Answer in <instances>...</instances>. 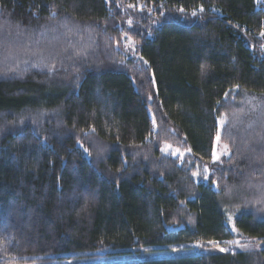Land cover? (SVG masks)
Segmentation results:
<instances>
[{
	"label": "trees",
	"instance_id": "1",
	"mask_svg": "<svg viewBox=\"0 0 264 264\" xmlns=\"http://www.w3.org/2000/svg\"><path fill=\"white\" fill-rule=\"evenodd\" d=\"M217 136L230 156L205 172ZM228 212L264 240L257 0H0V264L228 242Z\"/></svg>",
	"mask_w": 264,
	"mask_h": 264
},
{
	"label": "rangeland",
	"instance_id": "2",
	"mask_svg": "<svg viewBox=\"0 0 264 264\" xmlns=\"http://www.w3.org/2000/svg\"><path fill=\"white\" fill-rule=\"evenodd\" d=\"M259 6L264 7V0H257ZM196 14V12H194ZM118 48L125 56L132 59H139L138 45L128 35H123ZM55 74V73H54ZM171 154L179 157H184L185 153L173 149ZM230 156V150L221 141L220 136H217L214 146V155L212 161L205 168V172H215L216 167H219ZM217 186V184H216ZM218 187V186H217ZM236 212L227 213V225L235 235L234 240L219 243H194L190 245L171 246L166 248L147 249H132L127 252H118L108 254L106 251H101L98 255L76 257L70 260H63L56 263L48 264H91V263H106L113 261L125 260H146V259H161L168 257H185L195 256L206 253L215 252H253L264 248V240L251 239L240 233L235 226ZM223 249V250H222ZM27 264H46V263H27Z\"/></svg>",
	"mask_w": 264,
	"mask_h": 264
},
{
	"label": "snow or ice",
	"instance_id": "3",
	"mask_svg": "<svg viewBox=\"0 0 264 264\" xmlns=\"http://www.w3.org/2000/svg\"><path fill=\"white\" fill-rule=\"evenodd\" d=\"M223 250V249H222Z\"/></svg>",
	"mask_w": 264,
	"mask_h": 264
}]
</instances>
